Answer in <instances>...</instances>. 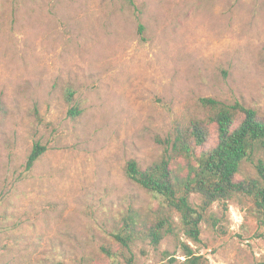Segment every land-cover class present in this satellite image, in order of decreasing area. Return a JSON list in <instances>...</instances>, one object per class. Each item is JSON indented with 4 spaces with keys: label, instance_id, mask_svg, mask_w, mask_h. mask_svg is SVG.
<instances>
[{
    "label": "rangeland",
    "instance_id": "obj_1",
    "mask_svg": "<svg viewBox=\"0 0 264 264\" xmlns=\"http://www.w3.org/2000/svg\"><path fill=\"white\" fill-rule=\"evenodd\" d=\"M212 96L264 112V0H0V264L96 250L114 214L150 201L126 162L157 160V138ZM201 238L210 264L264 260V228L236 204L229 234ZM145 250L140 264L184 259L172 240Z\"/></svg>",
    "mask_w": 264,
    "mask_h": 264
},
{
    "label": "trees",
    "instance_id": "obj_2",
    "mask_svg": "<svg viewBox=\"0 0 264 264\" xmlns=\"http://www.w3.org/2000/svg\"><path fill=\"white\" fill-rule=\"evenodd\" d=\"M75 93L71 87L64 93L73 104L69 115L74 119L84 111L74 104ZM0 110L7 117L4 101ZM32 113L42 121L38 108ZM157 140L163 146L157 160L143 165L130 159L124 167L128 181L149 194L148 204L128 203L109 219L98 248L72 263L48 257L21 264H140L138 252L146 254L147 245L159 249L167 240L182 249L184 259L165 250L161 264H210L190 241L203 244L204 224L217 234H229L232 204L244 211L245 225L254 221L264 228L263 111L238 101L201 97L185 121ZM47 149L45 142L36 141L27 154L26 168H33ZM1 249L9 250L5 245ZM245 264H264V260Z\"/></svg>",
    "mask_w": 264,
    "mask_h": 264
}]
</instances>
